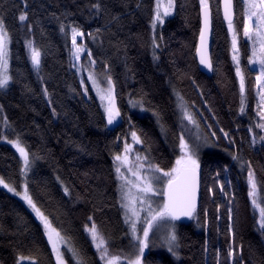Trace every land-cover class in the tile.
I'll list each match as a JSON object with an SVG mask.
<instances>
[{
	"label": "trees",
	"instance_id": "16d2710c",
	"mask_svg": "<svg viewBox=\"0 0 264 264\" xmlns=\"http://www.w3.org/2000/svg\"><path fill=\"white\" fill-rule=\"evenodd\" d=\"M97 2L102 5L98 14L91 9ZM136 4L137 0H0V17L11 36L13 76L9 87L0 90V121L7 116L15 130L7 133L9 139L21 134L24 146L33 154L34 162L27 175L30 194L53 225L86 251L90 264L98 258L83 230L85 223L91 224L89 216L110 238L113 255L131 251L118 203L113 154L122 151L125 137L129 140L133 130L130 120L144 141L139 151L147 152L154 163L165 169L173 165L179 155L176 145L181 134L175 87L188 106L205 117L212 148L200 152L198 220L176 222L179 260H174L165 248L149 247L143 257L145 264H217L218 251L219 264H231L227 257L230 244L235 264H264V234L257 230L247 196V162L264 186V141L259 139L264 132L254 126L259 120L256 71L247 65V47L240 42L248 97L246 113L241 115L239 87L229 51L231 42L221 17L214 15L211 35L216 70L207 76L199 71L195 59L199 0H176L173 14L159 30V48L155 51L159 59L155 61L150 28L154 0H142L140 8ZM234 5L240 33L241 0H234ZM212 8L215 13V0ZM21 11L27 12L23 26L18 19ZM61 23L66 33L60 31ZM28 24L32 25L31 32ZM71 26H78L84 33L79 43L92 51L97 72H103L105 62L111 66L122 112L112 126L107 125L94 96H84L70 67ZM89 33L97 38L93 40ZM25 39L34 40L42 49L39 75L32 69ZM83 60H87L86 55ZM140 98L147 114L139 115L129 105V99ZM153 110L159 113V123ZM250 125L257 137L254 145L253 134L248 132ZM221 129L229 139L224 138ZM212 132L216 135L212 136ZM231 153H237L245 162L243 169ZM20 167L18 154L7 141L0 140V176L19 188ZM64 186L70 195H65ZM229 207L233 212L232 236L228 233ZM18 253L36 256L39 264H55L41 225L19 199L0 187V264H15Z\"/></svg>",
	"mask_w": 264,
	"mask_h": 264
},
{
	"label": "snow or ice",
	"instance_id": "6c2138e0",
	"mask_svg": "<svg viewBox=\"0 0 264 264\" xmlns=\"http://www.w3.org/2000/svg\"><path fill=\"white\" fill-rule=\"evenodd\" d=\"M213 0H199V42L196 45V56L200 65H203L209 71L216 70L210 52L209 36L213 27L214 15L219 18L221 13L223 22L227 25L228 35L231 38L230 53L231 60L235 68V76L239 82V113H246L248 104L246 90V73L242 66V49L239 40V29L235 20L234 0H215V13L212 8ZM242 18H243V37L246 39L249 53L247 55L248 65L258 66L256 74V115L259 117L255 123V128L264 132V0H241ZM137 8L142 6V0H137ZM27 7V4H25ZM176 7V0H155L152 7L151 27L153 36L151 45L153 48V60H158L155 49L159 47L155 36V30L158 25L165 23V18L172 15ZM91 9H95L98 14L102 5L97 2L91 5ZM21 25L27 22V12L21 11L18 17ZM115 19V17H114ZM28 31H32V25L28 24ZM60 31H67L66 26L61 23ZM100 29H96L98 33ZM84 33L78 26H71L72 48L70 50V67L75 68L76 75L80 76L83 72L87 73V81L91 83L92 89L96 92L97 97L101 101L103 108V117L107 121V125H113L122 112L117 103V93L115 81L110 74L111 66L105 62L104 70L98 73L96 70L97 61L90 49L83 43H77V37H83ZM95 40L97 37L93 33L88 34ZM162 39V37H161ZM11 36L4 22L0 17V90L9 87L13 80L10 69L11 59ZM24 47L28 53L32 69L37 72L41 70L42 49L37 46L34 40L25 39ZM87 52V61L85 62L82 53ZM106 86H102L103 81ZM83 78L80 80V87L83 89L84 95L88 94V88ZM75 91L74 89H71ZM45 97L49 96L47 88H44ZM176 95V104L180 112L181 134L176 147L179 149V155L176 156L175 162L170 168L165 169L159 163H154L147 154L136 152L135 160L131 158L134 152L133 145H142L144 143L142 137L134 130L130 132L131 143L125 137L122 151L113 154V167L117 180L118 203L123 217V223L127 227L126 236L130 237L131 251L124 252L123 255H113L110 251V238L105 236L93 216L88 217L89 225L85 223L84 232L90 239L91 247L95 249V256L98 261L92 264H145L143 257L145 250L152 244V236H157V243L176 258H179L180 240L177 231L176 222L181 217L198 220L197 204L198 193L200 188L201 176V160L200 150L202 146H212L207 137L200 135V123L196 119L195 114L189 109L188 102L183 95L173 87ZM131 107L139 106L141 110L146 111L143 99H129ZM0 111H3L0 106ZM53 115L56 111L53 108ZM153 115L157 117L159 123V113L153 110ZM187 121V125H185ZM191 125L196 129L194 133L195 143L190 142L184 135L185 129ZM162 132L164 131L161 125ZM15 131L7 116L3 118V127L0 128V140L7 141L19 153L22 161L19 169L20 176L24 178L22 183L23 191H18L13 183L6 182L3 176H0V186L7 189L8 192L19 196L25 204L35 214L40 225L43 227V236L47 239V245L51 249V256L54 257L55 264H90L86 251L78 247L73 237L68 236L62 229H58L53 225L52 220L38 206L33 196L30 194L27 175L33 165V154H30L24 146L21 134L16 133L15 138L9 139L7 133ZM191 131V129H188ZM224 132L223 129H221ZM248 132L253 134V145L257 142L256 134L253 132V126L250 125ZM216 133L212 132V136ZM224 138L229 139V134L224 132ZM119 139V137L117 138ZM264 141V135L259 137ZM235 143L234 141H230ZM233 160L238 161L241 169L245 166V162L241 160L237 153H231ZM37 159L39 157H36ZM247 196L250 201L252 214L255 224L258 225V231L264 234V186L257 178V175L250 162H247ZM130 174V175H129ZM134 178V179H133ZM60 178L57 177V180ZM62 183V182H61ZM219 183V181H217ZM63 186V185H62ZM211 193L213 190L209 188ZM224 191L221 186V192ZM65 195H70L69 189L64 186ZM231 204V201H229ZM220 205H217L219 211ZM219 218V217H218ZM229 227L228 233L234 235L232 227L233 212L232 208L228 210ZM205 225H207V214H205ZM199 226V224L197 225ZM121 252L124 250L121 249ZM70 256V260L69 257ZM227 257L231 264H235L234 249L229 245ZM30 261L31 264H39L36 256H28L18 253L15 264H23ZM217 264H219V251L217 252Z\"/></svg>",
	"mask_w": 264,
	"mask_h": 264
},
{
	"label": "rangeland",
	"instance_id": "374dc122",
	"mask_svg": "<svg viewBox=\"0 0 264 264\" xmlns=\"http://www.w3.org/2000/svg\"><path fill=\"white\" fill-rule=\"evenodd\" d=\"M154 2H155V0H154ZM171 16V15H170ZM170 16H168V17H170ZM168 17H166V18H168ZM165 18V19H166ZM161 26L162 25H158L157 26V28H156V30H155V36H156V39H157V42H158V35H159V30H160V28H161ZM150 28H151V37L153 36V29H152V27H151V24H150ZM226 28H227V25H226ZM243 29V28H242ZM228 32V31H227ZM229 38H230V36H229ZM80 40H82V37H77V43H79V41ZM239 40H240V42H243L244 44H245V46L247 47V52L249 53V47H248V44H247V41H246V39L243 37V32H242V30H241V32L239 33ZM71 42H72V39H71ZM230 42H231V38H230ZM159 43V42H158ZM71 48H72V45H71V47H70V50H71ZM159 48V47H158ZM158 48H156L155 49V51H157V49ZM69 55H70V52H69ZM82 55V57L83 56H87V52H85V53H82L81 54ZM242 57H243V51H242ZM231 58V57H230ZM85 62L87 61V60H84ZM246 62H247V65H248V61H247V57H246ZM70 63H71V60H70ZM231 63H232V65H233V62H232V60H231ZM233 67H234V65H233ZM248 67L249 68H251V69H254L255 71H256V74H257V72H258V66H256V65H248ZM71 69H72V71L76 74V70H75V68H73V67H71ZM234 72H235V68H234ZM256 74H255V77H256ZM77 76V78H78V81H79V83H80V80H81V78H83L84 80H85V82H86V87L88 88V94L87 95H84L86 98L87 97H89V93H91L93 96H94V98L96 99V101L98 102V104H99V107H100V109L103 111V108L100 106L101 105V101L99 100V98L97 97V95H96V92L92 89V85H91V83L90 82H88L87 81V73L86 72H83L80 76H78V75H76ZM237 79V78H236ZM101 80L103 81V77L101 76ZM255 81H256V79H255ZM237 83H238V87H239V82H238V80H237ZM102 86H106V81H103V84H102ZM83 90V89H82ZM83 94H84V92H83ZM174 95V98H175V100L177 99L176 98V95L175 94H173ZM176 106H177V104H176ZM131 107V106H130ZM189 107V109L195 114V116H196V119L199 121V123H200V129H199V131H200V135L202 136V137H207V139L211 142V138H210V136H209V131H208V133H207V130H206V128L205 127H207V123H206V120H205V117L199 112V110H197V109H193L192 107H190V106H188ZM137 114H139V115H144V114H147L148 113V111L146 110V111H144V110H141V108L139 107V106H137V107H131ZM177 110H178V113H179V116H180V112H179V109L177 108ZM199 118H200V120H199ZM119 119V118H118ZM118 119H117V121L116 122H114V124H116L117 122H118ZM1 126L3 127V120H2V118H1ZM185 123V125H187V121H185L184 122ZM113 124V125H114ZM110 126H112V125H110ZM188 129H191V131H188ZM188 129H185V131H184V134L189 138V140H190V142H193V143H195V140H194V133L196 132V129L195 128H192V126L191 125H189L188 126ZM124 142H125V140H124ZM128 142L129 143H131L132 141H131V136H130V133H129V140H128ZM8 145L11 147V148H13L12 147V145L11 144H9L8 143ZM124 146V145H123ZM138 146L139 145H137V144H134L133 145V148H134V152L131 154V158L133 159V160H135V154H136V152H139L140 154H145V153H143V152H140L139 151V148H138ZM212 148V146H208V145H205V146H202L201 147V150H200V152L201 151H204V150H210ZM14 150H15V148H13ZM15 152H16V150H15ZM17 154H18V156H19V153L18 152H16ZM19 158H20V156H19ZM20 161H21V159H20ZM21 163H22V161H21ZM130 175V174H129ZM22 178V177H21ZM134 179V178H133ZM23 180H24V178H22V180H21V183H20V186H19V188H17L18 189V191H23V188H22V183H23ZM118 183V182H117ZM0 187H2L4 190H6L7 191V189H5L3 186H0ZM8 192V191H7ZM8 193H10V192H8ZM11 195H13V196H15L17 199H19L24 205H25V207L32 213V215L35 217V214L31 211V209L25 204V202L19 197V196H16V195H14L13 193H10ZM120 206V205H119ZM123 218V217H122ZM35 219H36V217H35ZM37 220V219H36ZM38 221V223L40 224V222H39V220H37ZM42 227V226H41ZM127 228V227H126ZM42 229H43V227H42ZM130 238V237H129ZM157 240H158V237L157 236H152V244H150V248H153L154 250H161V248H163V247H160L159 245H158V243H157ZM165 250H166V248H165ZM167 251V250H166ZM168 252V251H167ZM170 254V253H169ZM171 255V254H170ZM172 256V255H171ZM172 258L174 259V260H176V261H178L179 260V258H176V257H173L172 256ZM23 264H31V262L30 261H25V262H23Z\"/></svg>",
	"mask_w": 264,
	"mask_h": 264
},
{
	"label": "water",
	"instance_id": "95a60500",
	"mask_svg": "<svg viewBox=\"0 0 264 264\" xmlns=\"http://www.w3.org/2000/svg\"><path fill=\"white\" fill-rule=\"evenodd\" d=\"M235 11V10H234ZM221 17V20L223 22V17H222V13L220 15ZM224 23V22H223ZM226 25V23H224ZM211 35H212V31L210 33V36H209V46H210V52H211ZM199 42V33H198V37H197V43ZM196 43V45H197ZM196 49V48H195ZM195 59H196V63H197V66H198V69L200 72H202L203 74L207 75V76H211L212 75V72L213 71H209L207 68H205L203 65H200L199 63V59L198 57L196 56V52H195ZM200 188H201V176H200ZM200 188H199V193H198V204H197V207L199 205V200H200ZM186 220H189V218L187 217H181L180 220H178L177 222H181V221H186ZM147 252V249L145 250V253Z\"/></svg>",
	"mask_w": 264,
	"mask_h": 264
}]
</instances>
